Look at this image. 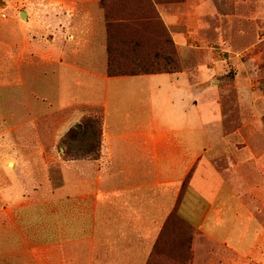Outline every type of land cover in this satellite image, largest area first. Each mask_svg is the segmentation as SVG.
Returning a JSON list of instances; mask_svg holds the SVG:
<instances>
[{
  "label": "crops",
  "instance_id": "1",
  "mask_svg": "<svg viewBox=\"0 0 264 264\" xmlns=\"http://www.w3.org/2000/svg\"><path fill=\"white\" fill-rule=\"evenodd\" d=\"M2 1L0 264H264V94L227 127L226 61L187 36L180 70L109 75L99 0ZM91 115L98 155L66 157Z\"/></svg>",
  "mask_w": 264,
  "mask_h": 264
},
{
  "label": "rangeland",
  "instance_id": "2",
  "mask_svg": "<svg viewBox=\"0 0 264 264\" xmlns=\"http://www.w3.org/2000/svg\"><path fill=\"white\" fill-rule=\"evenodd\" d=\"M152 1V3H145L144 0L142 2L136 0V4L141 2L147 12H151L154 6L155 12L153 19H148L149 21L144 22L140 28L155 36L158 45H169L168 39H170L180 67L181 61L173 34L188 37L186 39L187 53L192 54L194 58L198 57L202 60V54L211 51L214 58H222L226 61L225 72L217 76L223 89L221 96L224 109L231 115L226 126L241 127L244 121L240 118L241 111L236 103L238 95L245 97L248 93H254L256 94L255 100L259 103L264 94V0ZM158 3L161 7L157 6ZM112 6L117 5L114 3ZM21 7L14 3L10 4L8 1H2L0 18H8L10 9L18 11L22 9ZM1 13H4L5 17H2ZM169 21L172 24L171 30L167 26ZM238 64L242 66V75H239V78L244 88L240 93L236 86L235 73ZM259 108L261 112H264V107ZM50 120H47L48 128L53 127L54 129ZM263 121L264 116L262 123ZM247 122L253 128L260 127L259 120ZM76 124L82 127L81 120ZM76 124L70 128L76 127ZM95 141L96 136L93 130L88 129L86 134L77 139H71L67 145L71 147L72 152L76 150L81 152L89 148V145L95 144ZM58 146L62 144L58 142Z\"/></svg>",
  "mask_w": 264,
  "mask_h": 264
},
{
  "label": "trees",
  "instance_id": "3",
  "mask_svg": "<svg viewBox=\"0 0 264 264\" xmlns=\"http://www.w3.org/2000/svg\"><path fill=\"white\" fill-rule=\"evenodd\" d=\"M138 1V0H137ZM145 3H152V0H144ZM104 10L106 20V51H107V73L109 75L121 74H143L156 72H173L181 69L172 41L168 39L169 45H158L156 37L140 26L153 19L155 12H147L141 2L136 4L130 0H99ZM117 6H112L113 4ZM149 19V20H148ZM264 122V121H263ZM80 129L70 128L60 143L66 147L65 156H97L100 144V117L95 115L84 116L81 119ZM264 125V123H263ZM88 129L93 130L96 136L95 144L89 145L81 152H72L67 142L77 139L86 134ZM175 226L178 225V217L174 215ZM180 220V219H179ZM182 228V226H180ZM193 229L184 226L185 234H192Z\"/></svg>",
  "mask_w": 264,
  "mask_h": 264
},
{
  "label": "water",
  "instance_id": "4",
  "mask_svg": "<svg viewBox=\"0 0 264 264\" xmlns=\"http://www.w3.org/2000/svg\"><path fill=\"white\" fill-rule=\"evenodd\" d=\"M76 128H78V129H79V128H80V125H79V124H76Z\"/></svg>",
  "mask_w": 264,
  "mask_h": 264
},
{
  "label": "built area",
  "instance_id": "5",
  "mask_svg": "<svg viewBox=\"0 0 264 264\" xmlns=\"http://www.w3.org/2000/svg\"><path fill=\"white\" fill-rule=\"evenodd\" d=\"M1 16H2V17H5V14H4V13H1Z\"/></svg>",
  "mask_w": 264,
  "mask_h": 264
}]
</instances>
